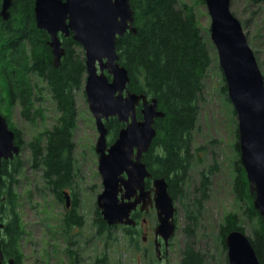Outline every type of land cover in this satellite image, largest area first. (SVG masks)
Masks as SVG:
<instances>
[{
    "label": "trees",
    "instance_id": "1",
    "mask_svg": "<svg viewBox=\"0 0 264 264\" xmlns=\"http://www.w3.org/2000/svg\"><path fill=\"white\" fill-rule=\"evenodd\" d=\"M16 1L17 8L13 9L9 22L0 19V112H3V107L9 127L22 146L24 141L20 131L11 122L8 113L17 100L22 118L32 122L41 116V109L35 108L33 101L42 88L35 91L38 85L32 76L36 74L46 82L45 89L51 94L58 116L50 128L33 135L26 146L31 166L41 171L44 183L55 198L61 200L62 188L70 186L74 176V92L82 87L85 79L84 53L76 41L66 38L62 44L65 53L59 65L54 66L44 33L34 25L32 0ZM130 3L136 33L126 32L117 38L118 61L128 71V89L155 97L158 109L164 112L163 117L155 119L156 135L142 160L153 176L165 178L175 201L182 195V186L186 181L192 131L198 114L197 102L212 61V45L202 34L192 6L180 0H130ZM224 89L227 92L226 83ZM235 135L238 138L237 128ZM234 148L238 158L234 161L232 189L243 205L244 215L255 221L250 238L260 264H264V219L252 204L246 173L239 159L238 139ZM22 166L18 155L12 160H3L1 164L0 219L3 221L4 218V225L0 243L5 263L8 258H13L16 264H20L19 242L24 229L16 210L18 196L14 187ZM205 184L202 179L201 196ZM94 214L98 232L111 228L98 209ZM186 219L184 231L187 239L182 249L181 264H204L203 254L195 250L191 241L195 218L186 212ZM223 221L219 235L226 249L223 241L225 234L232 229L243 231V228L238 225L234 213H228ZM72 222L80 225L82 220ZM102 260L99 258L94 264H101Z\"/></svg>",
    "mask_w": 264,
    "mask_h": 264
},
{
    "label": "rangeland",
    "instance_id": "2",
    "mask_svg": "<svg viewBox=\"0 0 264 264\" xmlns=\"http://www.w3.org/2000/svg\"><path fill=\"white\" fill-rule=\"evenodd\" d=\"M180 2L192 6L195 11L201 32L212 45V61L197 102L198 114L192 131L186 181L182 195L174 201L175 232L169 240L168 257L159 264H181L182 249L187 239L184 231L186 212L195 218L191 241L195 250L203 254L204 264H225L227 250L219 235L224 217L228 213L236 214L238 225L249 237H252L255 221L244 215L243 205L232 189L234 161L238 158L234 148L237 117L224 89L225 80L216 48L210 40V15L202 0ZM230 10L241 21L264 77V0H230ZM32 80L42 88L41 99L34 100V107L41 109L42 115L31 122L20 116L17 107L8 113L24 141L18 154L23 166L14 187L18 196L16 210L24 229L19 242L20 264H94L99 258H103L101 264H143L135 251L137 242H130L124 226H111L109 230L98 232L94 222L96 197L102 190V179L94 151L98 132L83 91L84 83L74 92V176L72 184L64 187H70V191L78 195L80 225L67 224L64 201L55 198L44 183L41 171L31 166L27 141L50 128L58 116L43 81L36 76H32ZM1 110L6 113L3 107ZM202 179L206 184L201 196Z\"/></svg>",
    "mask_w": 264,
    "mask_h": 264
},
{
    "label": "water",
    "instance_id": "3",
    "mask_svg": "<svg viewBox=\"0 0 264 264\" xmlns=\"http://www.w3.org/2000/svg\"><path fill=\"white\" fill-rule=\"evenodd\" d=\"M210 15V40L217 51L227 95L237 117L239 159L246 173L252 204L264 219V77L248 44L241 21L230 10V0H204ZM10 0H3L0 15L8 17ZM37 27L49 35L53 65L58 66L65 50L58 33L71 34L84 51V92L99 132L95 151L102 190L96 206L107 225L132 224L130 211L145 197L144 180L152 176L142 160L156 135L155 119L163 117L155 97L128 89L127 69L118 61L117 38L136 33L130 0H35ZM140 105L141 118L136 109ZM116 117L124 125L106 146L104 120ZM20 152L15 132L0 113V172L3 160ZM1 176V175H0ZM153 198L158 210L156 231L165 240L175 231L173 198L163 176L153 178ZM120 193V197H119ZM65 199L68 194L64 193ZM68 203V200H66ZM0 220V233L3 228ZM227 264H260L251 238L240 229L228 231L224 238ZM0 264L3 253L0 243ZM7 264H14L9 259Z\"/></svg>",
    "mask_w": 264,
    "mask_h": 264
},
{
    "label": "flooded vegetation",
    "instance_id": "4",
    "mask_svg": "<svg viewBox=\"0 0 264 264\" xmlns=\"http://www.w3.org/2000/svg\"><path fill=\"white\" fill-rule=\"evenodd\" d=\"M2 1L3 0H0V9L2 5ZM16 3H17L16 0H10V5L7 9L8 17L2 18V16L0 15V19L3 20V22L5 23L9 22L13 9L15 10V8H17ZM34 4H35V0H32L31 9H32V14H33V21H34V25L37 27L36 20H35V13H34ZM39 29L43 31L44 36H45V43L48 45V41H49L48 33L41 28ZM58 36L61 41V46L63 44V41L66 38H69V37L72 38L71 34L68 36H64L60 32L58 33ZM51 56H52V53H51ZM33 76L38 77L36 74H34ZM38 78L42 80L44 84H46V82L42 79V77H38ZM38 88L40 87L38 86L35 89V91L37 92L40 91V89L37 90ZM48 93H49L50 99L52 100L50 92ZM41 97L42 95L38 94L37 99L35 100H39L41 99ZM34 103L35 102L33 101V105H35ZM13 107H17L19 111V105H18L17 100L14 101ZM1 113L3 114V112ZM136 116L137 118H141L140 105L137 106ZM104 124L106 127V136H105L106 142L105 143H106V146L108 147L113 142V140L116 138L119 129L124 125V123L119 122L118 119L113 116V117H109L108 119L104 120ZM96 141H95V144H96ZM95 144H94V151H95ZM95 153L97 154V157L99 158V154L96 151ZM142 159H143V156H142ZM154 177L156 176L152 175L149 178H145L144 190L146 192H145V197L143 199L141 198L140 200H134L137 196H139V191H137V193L132 195L129 199L127 198L125 199L129 202L136 201L134 208H132L130 211V218L132 219V224H128V225L116 224V225L124 226L126 228L125 230H128L127 232H128L130 242H133V241L137 242L135 251H136V254L141 258V261L143 262V264H159L162 262L164 263L168 257V249L170 247L169 240L173 236L172 235L167 240H165L163 237V234L156 231V227L159 223V215H158V210L155 206V200L153 198L154 192H153L152 181ZM70 190H72L70 187H67V189L62 188V199L61 200L64 201V206L66 208L65 218H66L67 224L78 225V224L73 223L72 220H75V221L82 220L81 216L77 212L79 198L76 193ZM65 192L68 194V199H65L64 197ZM119 197H120V193H119ZM66 200H68V203ZM174 222H175V219H174ZM116 225H112V226H116ZM8 259L6 260V262L8 261ZM14 264L16 263L14 262Z\"/></svg>",
    "mask_w": 264,
    "mask_h": 264
}]
</instances>
